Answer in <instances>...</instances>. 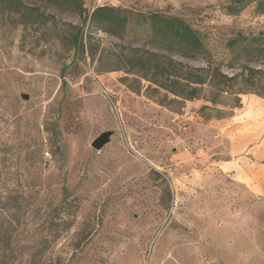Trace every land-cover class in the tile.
<instances>
[{"label": "rangeland", "instance_id": "1", "mask_svg": "<svg viewBox=\"0 0 264 264\" xmlns=\"http://www.w3.org/2000/svg\"><path fill=\"white\" fill-rule=\"evenodd\" d=\"M22 1L51 17L0 5V264H264V96L206 88L162 104L124 70L129 48L159 50L133 17L107 34L84 11ZM260 3L176 0L165 13L200 29L230 75L264 68L225 45L264 29Z\"/></svg>", "mask_w": 264, "mask_h": 264}, {"label": "trees", "instance_id": "2", "mask_svg": "<svg viewBox=\"0 0 264 264\" xmlns=\"http://www.w3.org/2000/svg\"><path fill=\"white\" fill-rule=\"evenodd\" d=\"M61 8L84 11V23L89 19L97 29L118 35L124 30L130 18H134L135 27L147 31L148 41L159 50L131 47L125 54L123 67L148 82L147 93L162 104L185 103L200 97L208 88L227 94L253 93L264 96V68L242 65L240 71L225 73L209 61V52L200 29L189 20L175 14L162 11L132 12L117 4L99 5L88 13L85 0H44ZM12 2L20 5L33 18L49 19L37 6H29L22 0H0V5ZM260 12L264 13V4ZM82 33L79 28L73 35L75 42ZM226 47L235 58H248L259 61L264 58V29L258 32L235 31L227 38ZM83 45V44H82ZM84 47V45H83ZM172 54L192 59H203L206 64L200 67L175 59ZM67 65L60 68L61 77ZM64 81H62V85Z\"/></svg>", "mask_w": 264, "mask_h": 264}, {"label": "crops", "instance_id": "3", "mask_svg": "<svg viewBox=\"0 0 264 264\" xmlns=\"http://www.w3.org/2000/svg\"><path fill=\"white\" fill-rule=\"evenodd\" d=\"M176 0H107V4H117V5H125V6H135L137 8H140L141 10H147V9H157L162 12H168L167 9L169 6H172L175 3ZM183 1V0H180ZM191 0H188V3H190ZM89 6V3L87 4V7Z\"/></svg>", "mask_w": 264, "mask_h": 264}, {"label": "water", "instance_id": "4", "mask_svg": "<svg viewBox=\"0 0 264 264\" xmlns=\"http://www.w3.org/2000/svg\"><path fill=\"white\" fill-rule=\"evenodd\" d=\"M23 98H27V95L23 94ZM111 134L112 132L110 131H103L95 139L91 141L90 146L96 150L101 149L102 146L109 141Z\"/></svg>", "mask_w": 264, "mask_h": 264}, {"label": "built area", "instance_id": "5", "mask_svg": "<svg viewBox=\"0 0 264 264\" xmlns=\"http://www.w3.org/2000/svg\"><path fill=\"white\" fill-rule=\"evenodd\" d=\"M118 1V0H117ZM107 4V0H89L88 13L94 10L96 6Z\"/></svg>", "mask_w": 264, "mask_h": 264}]
</instances>
